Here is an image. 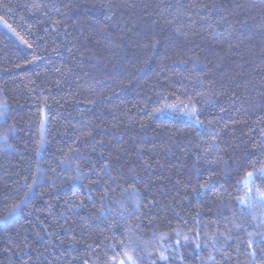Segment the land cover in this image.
Masks as SVG:
<instances>
[{"label": "trees", "instance_id": "16d2710c", "mask_svg": "<svg viewBox=\"0 0 264 264\" xmlns=\"http://www.w3.org/2000/svg\"><path fill=\"white\" fill-rule=\"evenodd\" d=\"M129 257L264 264V0H0V264Z\"/></svg>", "mask_w": 264, "mask_h": 264}, {"label": "rangeland", "instance_id": "374dc122", "mask_svg": "<svg viewBox=\"0 0 264 264\" xmlns=\"http://www.w3.org/2000/svg\"><path fill=\"white\" fill-rule=\"evenodd\" d=\"M45 122V116L43 117V121H42V123H44ZM130 258V257H129ZM130 260V263H125V262H121L120 264H135V262H134V260L133 259H129Z\"/></svg>", "mask_w": 264, "mask_h": 264}, {"label": "snow or ice", "instance_id": "6c2138e0", "mask_svg": "<svg viewBox=\"0 0 264 264\" xmlns=\"http://www.w3.org/2000/svg\"><path fill=\"white\" fill-rule=\"evenodd\" d=\"M248 175L250 176V175H251V173H249ZM25 195H27V193H26ZM129 259H130V258H129Z\"/></svg>", "mask_w": 264, "mask_h": 264}]
</instances>
